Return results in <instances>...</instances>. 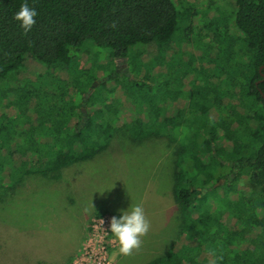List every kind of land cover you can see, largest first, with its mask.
Wrapping results in <instances>:
<instances>
[{
	"label": "trees",
	"instance_id": "obj_1",
	"mask_svg": "<svg viewBox=\"0 0 264 264\" xmlns=\"http://www.w3.org/2000/svg\"><path fill=\"white\" fill-rule=\"evenodd\" d=\"M27 2L38 16L24 35L14 19L24 0H0V81L27 62L46 71L14 90L9 106L17 115H0V193L32 175L58 180L109 148L119 133L135 143L179 139L171 196L180 247L147 264H264V0H234L235 33L222 40L217 34L212 48L220 55L225 46V60L229 51L230 73L221 68L223 78L213 83L198 70L181 99L185 106L176 105L181 92L172 113L167 91L157 100L158 74L151 72L167 65L175 0ZM89 45L96 54L106 51L116 68V61L137 60L135 76L113 70L97 76L106 67L81 62ZM140 46L149 49L144 64L135 50ZM220 59L208 62L217 67Z\"/></svg>",
	"mask_w": 264,
	"mask_h": 264
},
{
	"label": "rangeland",
	"instance_id": "obj_2",
	"mask_svg": "<svg viewBox=\"0 0 264 264\" xmlns=\"http://www.w3.org/2000/svg\"><path fill=\"white\" fill-rule=\"evenodd\" d=\"M175 1L179 13L167 65L159 72L156 67L151 72L158 74L156 98L162 102L167 91L168 102H171L168 112L171 113L175 107L172 101L181 92L183 95L176 105L185 106V100L182 103L181 99L186 98L189 81L197 79L198 70L203 68L206 76L210 74L213 83L223 78L221 68L230 73L229 67L233 63L229 51L225 60V46L220 55L212 48L216 45L217 34H222L219 38L222 40L235 33L231 25L234 0ZM95 50L89 45L80 52V58L82 65L88 68L96 62L106 67L97 71V76L101 77L106 70L135 76L134 67H139L137 60L134 63L116 61V68L106 51L98 48L99 55ZM135 50L141 55L139 61L146 63L149 49L140 46ZM211 57L221 58L215 62L217 67L208 62ZM45 71L43 65L27 62L17 75L0 81V115H17L18 110L9 106L14 100V90L27 81L36 82L37 76ZM144 74V70L140 71L139 78ZM202 76L201 80H205V75ZM29 111L30 119L35 120L32 109ZM211 115L215 116L214 113ZM179 142V139L171 142L161 137L135 143L119 133L109 148L91 161L65 169L58 180L32 175L12 189L2 191L0 264H72L96 220L104 216L119 218L123 211H131L137 204L143 205L151 229L142 238L141 249L131 256L119 253L118 242L110 232L106 239L110 264H147L167 251L179 248L181 221L171 196Z\"/></svg>",
	"mask_w": 264,
	"mask_h": 264
},
{
	"label": "clouds",
	"instance_id": "obj_3",
	"mask_svg": "<svg viewBox=\"0 0 264 264\" xmlns=\"http://www.w3.org/2000/svg\"><path fill=\"white\" fill-rule=\"evenodd\" d=\"M37 16L36 9L24 0L20 10L14 15V19L20 22L24 35H27L36 24ZM150 229L151 222L142 204L133 206L131 211H123L119 218L113 216L110 219V232L118 242L119 253L124 256H131L141 249L142 238L147 236Z\"/></svg>",
	"mask_w": 264,
	"mask_h": 264
},
{
	"label": "built area",
	"instance_id": "obj_4",
	"mask_svg": "<svg viewBox=\"0 0 264 264\" xmlns=\"http://www.w3.org/2000/svg\"><path fill=\"white\" fill-rule=\"evenodd\" d=\"M109 233L110 218L104 216L96 220L72 264H110L106 244Z\"/></svg>",
	"mask_w": 264,
	"mask_h": 264
},
{
	"label": "flooded vegetation",
	"instance_id": "obj_5",
	"mask_svg": "<svg viewBox=\"0 0 264 264\" xmlns=\"http://www.w3.org/2000/svg\"><path fill=\"white\" fill-rule=\"evenodd\" d=\"M259 71H260V74H261V76H262V79L264 80V74L261 73V68L259 69ZM259 81H260V80H259ZM261 81H262V80H261ZM257 83H258V82H256V85H257Z\"/></svg>",
	"mask_w": 264,
	"mask_h": 264
}]
</instances>
